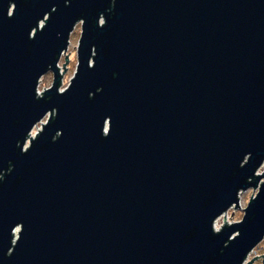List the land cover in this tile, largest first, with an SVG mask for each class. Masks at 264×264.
Wrapping results in <instances>:
<instances>
[{
    "label": "water",
    "instance_id": "water-1",
    "mask_svg": "<svg viewBox=\"0 0 264 264\" xmlns=\"http://www.w3.org/2000/svg\"><path fill=\"white\" fill-rule=\"evenodd\" d=\"M262 167L264 0H0V264H244Z\"/></svg>",
    "mask_w": 264,
    "mask_h": 264
},
{
    "label": "rangeland",
    "instance_id": "rangeland-1",
    "mask_svg": "<svg viewBox=\"0 0 264 264\" xmlns=\"http://www.w3.org/2000/svg\"><path fill=\"white\" fill-rule=\"evenodd\" d=\"M80 34H81V23H78L73 33L70 36V43H69L68 49L66 50L65 54L61 57V60L59 62L60 71L63 73L62 83L60 87L61 90L65 89L68 86L70 79L75 74L76 67H77L76 53H77L78 42L80 39ZM65 55H68L67 56L68 63L66 64V66H64V68H67L66 71H64V68H62L63 63H65ZM52 82H53V76L51 73L44 75L39 83V91L44 92V89L46 90L47 88H49L52 85ZM46 119L47 117L42 122H46ZM41 129H42V125L38 124L32 135L34 136ZM263 170H264V167L260 169L259 173H261ZM256 194H257V190L251 188L243 192L240 195V204H239L240 208L233 207L225 215L226 222L228 225H231L232 222H239L242 220L243 215H244V208L247 206V203L249 199L251 198V196H255ZM232 212H233L232 219H229ZM223 223H224V216L220 217L217 220V227L220 228L223 225ZM263 254H264V239L247 256L244 264H247L248 262H250L255 256H259V257L254 259L251 264H263L264 263L263 256H261Z\"/></svg>",
    "mask_w": 264,
    "mask_h": 264
},
{
    "label": "built area",
    "instance_id": "built-area-1",
    "mask_svg": "<svg viewBox=\"0 0 264 264\" xmlns=\"http://www.w3.org/2000/svg\"><path fill=\"white\" fill-rule=\"evenodd\" d=\"M37 92H38V95H42L41 92L39 91V87H38ZM36 127H37V126H36ZM36 127H35V128H36ZM35 128L33 129L32 133H31V136H32V137H35L36 134L39 132V131H38V132L33 136L32 134H33ZM215 229H216V230H219V228L217 227V221L215 222Z\"/></svg>",
    "mask_w": 264,
    "mask_h": 264
}]
</instances>
